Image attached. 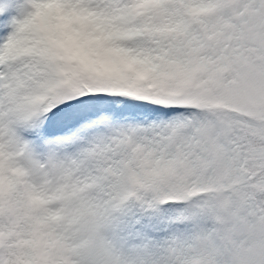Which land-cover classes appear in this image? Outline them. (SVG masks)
<instances>
[{
	"label": "snow or ice",
	"instance_id": "1",
	"mask_svg": "<svg viewBox=\"0 0 264 264\" xmlns=\"http://www.w3.org/2000/svg\"><path fill=\"white\" fill-rule=\"evenodd\" d=\"M0 264H264V0H0Z\"/></svg>",
	"mask_w": 264,
	"mask_h": 264
},
{
	"label": "clouds",
	"instance_id": "2",
	"mask_svg": "<svg viewBox=\"0 0 264 264\" xmlns=\"http://www.w3.org/2000/svg\"><path fill=\"white\" fill-rule=\"evenodd\" d=\"M77 55H80L79 53H77Z\"/></svg>",
	"mask_w": 264,
	"mask_h": 264
}]
</instances>
